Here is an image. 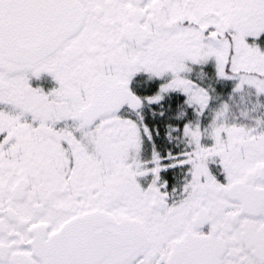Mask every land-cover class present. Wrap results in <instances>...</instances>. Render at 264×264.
I'll list each match as a JSON object with an SVG mask.
<instances>
[{
    "label": "snow or ice",
    "instance_id": "1",
    "mask_svg": "<svg viewBox=\"0 0 264 264\" xmlns=\"http://www.w3.org/2000/svg\"><path fill=\"white\" fill-rule=\"evenodd\" d=\"M0 264H264V0H0Z\"/></svg>",
    "mask_w": 264,
    "mask_h": 264
}]
</instances>
